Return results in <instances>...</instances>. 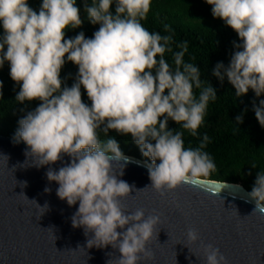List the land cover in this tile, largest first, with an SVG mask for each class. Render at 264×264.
Segmentation results:
<instances>
[{"label":"clouds","instance_id":"clouds-1","mask_svg":"<svg viewBox=\"0 0 264 264\" xmlns=\"http://www.w3.org/2000/svg\"><path fill=\"white\" fill-rule=\"evenodd\" d=\"M112 2L92 0L89 5L85 0L87 17L92 24H100L99 30L93 38H85L81 31L65 39L66 29L83 23L77 0H42L39 12L28 0H0L4 29L0 68L9 62L11 79L20 84L15 97L18 102L42 101L18 121L15 142L23 141L28 146L25 154L39 158L37 167L54 164L62 154L72 158L58 171L49 168L46 173L50 182L59 184L57 196L61 200L70 206L79 201L72 226L83 227L85 235L89 230L94 233L87 242L89 248L94 240L98 248L111 244L122 254L118 264H138L141 253L153 256L147 244L160 218L145 219L142 209L127 214L122 210L119 198L130 195L134 186L118 179L124 165L118 175L114 174L113 159L127 158L114 138L102 145L97 129L104 125L105 134L113 129L132 135L142 154L151 159L147 165L149 186L161 194L182 183H205L208 181L199 177L217 170L209 154L202 151L209 136H203L198 148L185 149L183 133L169 130L168 121L174 120L196 136L209 101L217 94L210 84L202 87L198 67L184 61L187 41L178 45L181 51L173 53L174 68L165 59V53L172 52L173 37L150 32L141 23L147 19L151 0H116L115 15L110 12ZM206 2L213 6L214 17L222 18L238 33L242 43L235 47L243 49L234 52L227 67L217 63L213 74L221 82L226 76L237 97L250 88L257 96L264 94V0ZM164 28L170 31L169 25ZM66 54L68 61L78 65L71 87H62L60 76ZM81 86L91 106L83 102ZM194 87L202 88L198 99ZM260 105L264 106V100ZM255 115L264 126V107L255 106ZM236 120L242 123L243 117L238 115ZM44 191L51 189L45 187ZM220 191L214 189L213 194ZM248 194L255 201L253 212L264 213V172L257 174ZM126 225L125 231H117ZM187 236L193 243L199 239L195 229H189ZM205 251L207 264L226 261L220 249L211 244Z\"/></svg>","mask_w":264,"mask_h":264},{"label":"water","instance_id":"water-1","mask_svg":"<svg viewBox=\"0 0 264 264\" xmlns=\"http://www.w3.org/2000/svg\"><path fill=\"white\" fill-rule=\"evenodd\" d=\"M27 148L23 141L0 134V264H118L122 254L111 244L98 248L94 240L88 247L94 233L85 235L83 227L72 226L79 201L70 206L61 200L59 184L46 176L49 168L58 171L72 158L62 154L54 164L37 167L39 158L27 156ZM124 156L127 159H113V172L118 175L124 165L118 179L134 188L119 198L122 210L127 214L142 209L145 219L160 218L147 244L153 256L141 253L138 264H207L208 244L226 257L222 264H264V213L253 212L255 201L242 184L199 177L208 182L182 183L161 194L149 186L151 162ZM214 189L221 191L214 195ZM45 204L48 207L41 208ZM189 229L199 234L194 243L188 239Z\"/></svg>","mask_w":264,"mask_h":264},{"label":"trees","instance_id":"trees-1","mask_svg":"<svg viewBox=\"0 0 264 264\" xmlns=\"http://www.w3.org/2000/svg\"><path fill=\"white\" fill-rule=\"evenodd\" d=\"M29 6L39 12L42 0H28ZM91 5L92 0H87ZM85 0H77L76 6L80 9L83 21L78 28L65 30V39L74 38L81 31L85 38H93L100 24H92L84 8ZM212 5L206 0H151L150 11L142 25L150 32H159L161 35H171L173 42L170 47L172 52L165 53V59L174 68L173 53L181 51L178 47L184 41L188 42V51L184 55L186 63L198 67L201 73L202 87L209 84L216 90L217 98L210 100L205 112L204 122L197 130V135L183 129L180 124L169 119V130L182 132L184 148H198L203 136L207 134L210 141L202 149L209 154L216 164V171L210 176L201 178L242 184L247 190L252 191L257 174L264 172V126H261L255 115V106H260L264 94L257 96L251 88L240 97L235 95L236 89L227 77L223 82L213 74L217 63L222 62L225 67L230 64L231 57L237 50L235 44L242 43L238 33L225 23L222 18L214 17ZM110 12L116 14V0L110 6ZM169 25L170 31H165L164 26ZM4 34L0 22V37ZM235 42V43H234ZM7 46L5 45V51ZM159 55L157 60H159ZM78 65L67 60L61 69L62 87H71L77 79ZM155 75V70H153ZM0 134L15 137L20 127L18 121L27 112L35 110L42 101L32 100L24 103L18 102L15 97L20 90V84L11 79L10 64L5 61L0 68ZM202 88H193V93L199 98ZM82 100L88 106L91 101L86 89L81 86ZM168 90H165V94ZM243 117V122L236 120L237 116ZM161 120L164 117L160 118ZM104 125L97 129L99 139L103 145L109 138H114L123 154L132 155L151 162L145 157L140 146L132 135L121 134L110 129L107 134L102 130ZM155 143V141H151ZM159 163V161H157ZM255 164L256 167H253Z\"/></svg>","mask_w":264,"mask_h":264}]
</instances>
